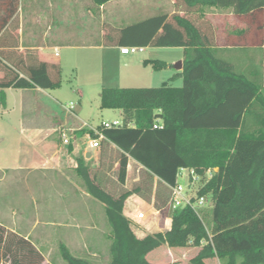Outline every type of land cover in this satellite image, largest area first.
Masks as SVG:
<instances>
[{"label":"trees","instance_id":"trees-1","mask_svg":"<svg viewBox=\"0 0 264 264\" xmlns=\"http://www.w3.org/2000/svg\"><path fill=\"white\" fill-rule=\"evenodd\" d=\"M94 1L101 6L114 0ZM177 2L187 12L208 7L233 10L248 29L229 34L227 46H243V41L248 42L244 36L254 31L258 47L264 50V0ZM3 4L14 12L18 0ZM119 37L125 47L184 50L183 70L171 78H182L181 87L166 82L159 87H104L100 92L101 108L124 114L122 126L103 131L105 139L122 152L119 182H126L128 157L168 186L177 183L181 169H192L202 177L209 170L217 171L198 193L209 196L210 211L200 210V216L190 207L172 210L169 231L140 239L124 215L132 192L113 197L80 160L76 173L87 193L106 208L110 264H150L148 254L165 244L200 248L190 264H204L212 258L222 264H264V71L237 72L219 56L220 50L194 19L178 14H159L127 25L119 30ZM145 64H152L155 70L165 66L159 61ZM60 67L40 60L33 52L0 56L1 97L6 89L59 88ZM0 251L3 264H46L29 239L2 226ZM60 253L67 264H93L73 256L63 244Z\"/></svg>","mask_w":264,"mask_h":264},{"label":"crops","instance_id":"crops-1","mask_svg":"<svg viewBox=\"0 0 264 264\" xmlns=\"http://www.w3.org/2000/svg\"><path fill=\"white\" fill-rule=\"evenodd\" d=\"M0 1V56L18 57L33 52L40 60L60 66V51L108 52L118 59L126 58L129 55L121 53V48L125 46L120 44L119 30L152 17L153 12L166 11L168 6L167 0H114L101 6L96 5L94 0H18L17 10L13 12L11 6L3 4L7 0ZM206 9L211 11L206 15L207 22L214 28L223 26L225 29L229 19L235 20L233 10L215 7L187 12L179 4L178 15L192 18L199 25L197 15L205 16ZM213 11L221 13H212ZM244 24H239L241 30L245 29ZM211 40L220 52L242 47L221 45L224 37L217 34ZM145 49L140 54L145 53ZM145 61L157 60L150 55L140 63L147 67L150 64L146 65ZM180 61L183 62V58ZM129 67L130 71H122L121 75H117L119 84L110 87H147L139 84L145 82L141 71H135L136 67L132 65ZM78 93L83 99L84 93L81 90ZM66 109L74 117L72 124L51 119L45 127L35 126L28 135L29 143L22 141L19 149L14 152L16 156L13 157L12 165H8L7 159L0 155V173L13 172L11 179L22 189L23 197L18 199V205L28 206L31 199L34 205H39L35 220L22 216L20 222L10 224L0 217V226L8 232L12 231L29 239L47 259L46 264H55L61 244L72 253H81L86 248L84 241H87V238L80 230H98L95 226L97 223L102 225L106 233L102 236L104 248L110 247L111 230L106 229V208L87 193L82 179L76 173L78 162L83 160L97 183L113 197L132 192L125 202L124 215L130 220L131 228L138 238L169 231L172 224L170 186L152 176L143 166L128 157L127 178L125 184L121 185L124 189L115 193V185L108 179V171L105 172L104 168L111 167L113 173L119 174L121 150L106 139L101 140L100 148L92 149L90 147L92 132L98 130L100 126L93 127V119L83 116V108L76 113L69 111V107ZM63 132L68 136L69 144L64 143ZM141 175L151 177L148 198L138 194L139 190L133 192L129 188L131 180L133 184L143 182ZM113 179L119 183L117 176ZM138 211L147 213L145 221H136ZM163 220L165 227L162 225ZM40 224L43 228L38 231ZM81 238L83 240H80ZM92 242L97 243V240L93 237ZM163 247L166 248L164 253L168 258L164 261L167 264L173 263L172 261L190 264L200 251L198 247L170 248L165 244L148 254L147 260L150 264H153L150 261L152 255ZM97 253L94 252L96 258L105 259L103 264H110L111 258ZM50 257L54 258V262ZM204 264L222 263L218 258H212L206 259Z\"/></svg>","mask_w":264,"mask_h":264},{"label":"rangeland","instance_id":"rangeland-1","mask_svg":"<svg viewBox=\"0 0 264 264\" xmlns=\"http://www.w3.org/2000/svg\"><path fill=\"white\" fill-rule=\"evenodd\" d=\"M167 4L166 11L163 10L161 13L153 12L152 15L167 13L170 17L177 15L179 11L178 2L176 0H167ZM209 13H211L210 9H206L204 11L205 16L197 15L199 16V21L197 22H199L201 30L211 39L216 34L222 38L224 37V41L220 42V44L227 45L226 39L229 34L240 31L239 24L243 23L235 17V20L229 19L226 22L225 29L223 26L214 28L207 22L206 15ZM212 13H221V11H213ZM193 17L195 16L193 15ZM244 28V30H247L248 24H244ZM253 32L250 31L244 36L248 41L247 43L241 39L243 41L241 45L244 44L242 47L232 48L219 53L221 58L231 62L235 66L237 72L247 75L253 71H264V50L258 47L257 35ZM232 37L235 39V35ZM59 54L61 55L60 76L58 77L61 86L59 88L33 90L6 89L4 90L5 96H2L3 98L0 93V155H3L7 159L6 163L8 165H12L13 157L16 156L14 152L19 149L21 142L26 141L29 143L28 135L30 134V130H33L35 126L45 127L51 119L63 123L68 121L72 124L74 117L66 109L71 104L75 106V110L72 111L73 113L83 108V116L85 118H92L93 127L95 128L100 126L102 122L112 123L115 120L123 122L124 114L121 110L101 108L100 92L103 86L110 87L113 84H119L117 75H121L122 71H130V65L136 67L135 71H141L140 74H142L145 80V82L139 83L141 86L159 87L163 82H167L174 87H181L183 85V79L180 77L171 80L177 73L175 66L184 57L183 50L179 48L155 49V47H148L143 54H130L126 58L123 57L121 59L113 57L108 52L78 51L70 53L60 51ZM150 55L165 66L159 70H155L152 64L147 67L142 66L140 63H143V60L149 58ZM0 76H3L1 68ZM79 90L84 93L83 99L80 98ZM104 171H108V179L115 185V187L113 186L115 193L122 191L121 189H124L121 186L122 184L119 180V183H117L113 179L114 176L118 178V172L113 173L111 167H105ZM13 175L14 173L11 171L0 173V217L10 224H17L20 222L22 216L35 220L38 216L39 205H34L32 199L28 206L22 207L18 205V199L23 197L22 189L20 186H16L14 180L11 179ZM142 178L143 182L137 184H133L131 180L130 187H128L131 191L139 190L138 194H141L144 198H148L152 184L151 177L146 175L142 176ZM178 184L184 188L188 187L186 171L179 176ZM120 193L122 194V192ZM211 208V205H209L204 212L207 213ZM205 223L208 224L206 219ZM106 225V229L110 231L108 219L106 220ZM162 225L163 227L166 226L165 220H163ZM95 226H97L98 230H80L81 234H84L85 238H87V241H84L86 248L81 253H71L73 256L87 259L93 264H97L98 262V264H103L105 263V259L103 257L96 258L94 252H98L97 254L100 256L106 255L108 258H111L110 247L104 248L105 243L102 236H105L104 234L106 233H104L102 225L97 223ZM42 228L43 225L40 224L37 229L39 231ZM93 237L97 240V243L93 244ZM83 238L80 240H83ZM81 244L83 245V241H81ZM165 249L163 247L157 250L150 258V261L153 264H167L164 261L168 258L167 254L164 253ZM57 254L58 258L55 260V264H67L61 257L60 249ZM47 255L49 256V254ZM50 259L54 262V258L50 257ZM0 260L1 264H3L2 251H0ZM46 260L44 258V263H46ZM172 262L174 263L175 261ZM179 263L177 261L174 264Z\"/></svg>","mask_w":264,"mask_h":264},{"label":"built area","instance_id":"built-area-1","mask_svg":"<svg viewBox=\"0 0 264 264\" xmlns=\"http://www.w3.org/2000/svg\"><path fill=\"white\" fill-rule=\"evenodd\" d=\"M144 48L142 47H122L121 53L125 55L142 53ZM57 55V54H56ZM74 110V105L71 104L69 106V111ZM123 125L121 121H113L112 123L109 122H102L99 129L96 130L91 137L90 147L92 149H98L101 146V140L105 139L103 131L106 129H111L115 127H120ZM154 128H159L158 123L154 125ZM63 141L65 144H69L70 141L68 136L63 132L62 133ZM187 172L188 178V187L184 188L182 185L177 183L174 186H170L171 190V197H170V206L172 210L184 207H190L195 212H197L200 216V210L206 209L209 205L212 207V201L209 196H199L198 193L200 189L204 186V184L212 178L213 173L217 171V169L209 170L205 174L204 177L198 175L192 169H181L178 173V178L182 173ZM147 219V213L145 211H138L136 215V221L143 222Z\"/></svg>","mask_w":264,"mask_h":264},{"label":"water","instance_id":"water-1","mask_svg":"<svg viewBox=\"0 0 264 264\" xmlns=\"http://www.w3.org/2000/svg\"><path fill=\"white\" fill-rule=\"evenodd\" d=\"M175 69L178 71H182L183 70V62L180 61L176 66Z\"/></svg>","mask_w":264,"mask_h":264}]
</instances>
